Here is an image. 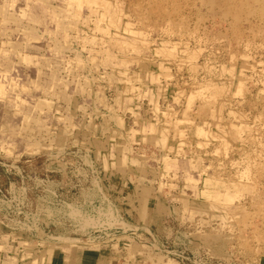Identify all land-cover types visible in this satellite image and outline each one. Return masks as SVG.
<instances>
[{
    "label": "rangeland",
    "instance_id": "obj_1",
    "mask_svg": "<svg viewBox=\"0 0 264 264\" xmlns=\"http://www.w3.org/2000/svg\"><path fill=\"white\" fill-rule=\"evenodd\" d=\"M0 264H264V0H0Z\"/></svg>",
    "mask_w": 264,
    "mask_h": 264
},
{
    "label": "bare ground",
    "instance_id": "obj_2",
    "mask_svg": "<svg viewBox=\"0 0 264 264\" xmlns=\"http://www.w3.org/2000/svg\"><path fill=\"white\" fill-rule=\"evenodd\" d=\"M214 99H216V98H214ZM201 131V130H200ZM202 132L204 133V131L202 130ZM199 134H201V132L199 133ZM203 135V134H202ZM248 168L247 169H249V166H247ZM246 169V170H247ZM245 170V171H246ZM249 171H250V169H249ZM247 172V171H246ZM243 174V173H242ZM243 176V175H242ZM207 178V177H206ZM206 180V179H205ZM221 180H223L222 178H221ZM209 182L207 183L208 185L206 186L207 187V189L205 188V190L203 189V190H201V196H219L220 197V195L221 194H218V193H216V192H219V193H221L220 191H214L213 190V187H219L218 189H221V188H225L226 187V185L224 184V182H221V181H213L212 179H210V180H208ZM224 181V180H223ZM230 182V181H229ZM232 182V181H231ZM233 185V184H232ZM236 186V185H235ZM242 186V185H241ZM227 187H228V184H227ZM234 187V186H233ZM224 195V194H223ZM212 197V198H213ZM218 198V197H217ZM209 199V198H208ZM207 200V199H206ZM211 200V199H210ZM215 200H216V198H215ZM223 203V202H222ZM219 204H220V202H219ZM224 205V204H223ZM89 252H91L90 250H89Z\"/></svg>",
    "mask_w": 264,
    "mask_h": 264
}]
</instances>
